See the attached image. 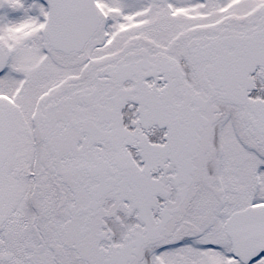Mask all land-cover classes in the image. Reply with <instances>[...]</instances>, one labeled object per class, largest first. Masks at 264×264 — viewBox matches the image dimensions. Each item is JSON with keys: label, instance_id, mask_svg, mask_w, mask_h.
<instances>
[{"label": "snow or ice", "instance_id": "1", "mask_svg": "<svg viewBox=\"0 0 264 264\" xmlns=\"http://www.w3.org/2000/svg\"><path fill=\"white\" fill-rule=\"evenodd\" d=\"M0 264H264V0H0Z\"/></svg>", "mask_w": 264, "mask_h": 264}]
</instances>
